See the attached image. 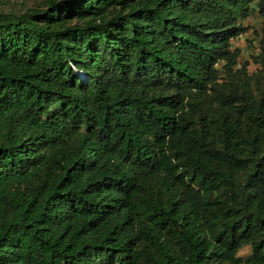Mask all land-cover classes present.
Instances as JSON below:
<instances>
[{
    "label": "trees",
    "instance_id": "obj_1",
    "mask_svg": "<svg viewBox=\"0 0 264 264\" xmlns=\"http://www.w3.org/2000/svg\"><path fill=\"white\" fill-rule=\"evenodd\" d=\"M255 14L264 0L0 11V264H264V24L257 70L232 46Z\"/></svg>",
    "mask_w": 264,
    "mask_h": 264
},
{
    "label": "rangeland",
    "instance_id": "obj_2",
    "mask_svg": "<svg viewBox=\"0 0 264 264\" xmlns=\"http://www.w3.org/2000/svg\"><path fill=\"white\" fill-rule=\"evenodd\" d=\"M37 3V0H2L0 3V11H21L27 6H32ZM244 25L249 27V30L241 34L238 38L232 40L233 48H238L240 50V55L238 58V66H240L244 61H248V70L254 72L259 68L257 64L251 62L250 56L258 51L257 38L254 35V30H259V28L264 24V18L259 17L257 14L252 15L243 21ZM250 252L249 246H245L239 250L238 255L246 257Z\"/></svg>",
    "mask_w": 264,
    "mask_h": 264
}]
</instances>
